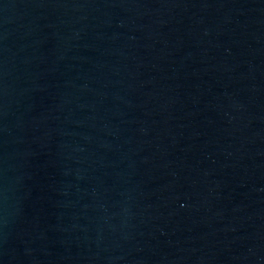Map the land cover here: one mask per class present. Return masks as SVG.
Instances as JSON below:
<instances>
[{
	"label": "water",
	"instance_id": "water-1",
	"mask_svg": "<svg viewBox=\"0 0 264 264\" xmlns=\"http://www.w3.org/2000/svg\"><path fill=\"white\" fill-rule=\"evenodd\" d=\"M0 264H264V0H0Z\"/></svg>",
	"mask_w": 264,
	"mask_h": 264
}]
</instances>
